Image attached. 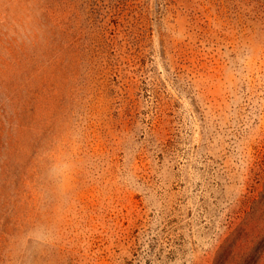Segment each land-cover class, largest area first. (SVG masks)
Here are the masks:
<instances>
[{
    "label": "rangeland",
    "instance_id": "obj_1",
    "mask_svg": "<svg viewBox=\"0 0 264 264\" xmlns=\"http://www.w3.org/2000/svg\"><path fill=\"white\" fill-rule=\"evenodd\" d=\"M0 264H264V0H0Z\"/></svg>",
    "mask_w": 264,
    "mask_h": 264
}]
</instances>
